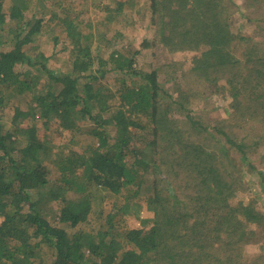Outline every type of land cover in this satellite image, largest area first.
I'll return each mask as SVG.
<instances>
[{
    "label": "trees",
    "instance_id": "obj_1",
    "mask_svg": "<svg viewBox=\"0 0 264 264\" xmlns=\"http://www.w3.org/2000/svg\"><path fill=\"white\" fill-rule=\"evenodd\" d=\"M161 1L150 0V8L155 12ZM188 1L159 15L162 42L184 50L207 44L195 71L206 83L226 79L236 101L253 105L246 120L258 127L264 122V43L252 42L232 58V50L249 39L234 38L226 1ZM243 1L246 18L264 23V0ZM64 2L0 0V264H240L244 247L255 241L249 226L264 223L251 207L248 217L242 214L248 219L244 228H229L235 207L243 210L236 195L248 190L244 142L226 125L215 128L225 140L221 152L198 142L199 132H212L189 115H169L167 107L178 102L163 91L159 71H137L134 58L121 52L95 56L92 35L74 34L71 23L68 70L37 61L32 44L54 26ZM48 8L51 17L43 22L39 17ZM21 65L27 66L23 72ZM110 72L124 77L114 89L103 83ZM17 97L38 112L45 133L87 134L92 148H64L41 137L38 126H22L29 114ZM10 107L8 126L3 117ZM235 110L239 114L240 107ZM233 150L240 152L237 161L230 159ZM259 177L264 191V174ZM96 192L103 197L99 204L126 200L106 215L103 234L86 226L95 214Z\"/></svg>",
    "mask_w": 264,
    "mask_h": 264
},
{
    "label": "rangeland",
    "instance_id": "obj_2",
    "mask_svg": "<svg viewBox=\"0 0 264 264\" xmlns=\"http://www.w3.org/2000/svg\"><path fill=\"white\" fill-rule=\"evenodd\" d=\"M124 1L127 2V0H66L63 4L64 7L56 11L57 21L54 26L46 29L43 32L45 34L39 35L40 37L32 44L33 50L30 55L36 57L37 61L45 62L44 59H46L50 69L67 71L72 45L66 34L70 32L68 25L71 23L74 34L80 32L83 35H92V50L95 56L107 59L116 52H121L124 57L134 58V68L137 71H159L158 81L162 85L163 91L168 94V98L178 102L167 107L169 115L175 119H184L189 115L195 122H199L198 128H205L212 132H199L201 135L197 139L198 142L203 141L204 145L215 147L217 151L221 152V148L225 146V140L221 134H216L218 131L216 132L215 128L221 129L222 125L232 128V136L238 141H243L248 152V159L241 165L245 172L243 173V182L248 190L237 193L239 195L238 197L236 195L234 203L239 201L237 204H242L243 210L240 212V209L235 207L231 213V220L229 219V228L231 231L244 228L248 219H242V214L244 212L246 217L248 208L251 211L252 207L255 212L264 216V191L259 177L260 172L264 174V122L258 123V127H255L254 124L251 125L246 120V111L248 112L253 105L246 102H244L245 105H241L240 100L236 101L230 93L226 79L206 83L201 78L203 74L195 71L198 60H202L204 54L209 51L207 44L199 45L196 49L184 50L183 48L178 49L179 45L162 42L163 37L159 33L158 27L159 15L179 10L182 5L185 6L191 1L163 0L155 12L150 8V0H135L132 7L124 5L120 7L118 3ZM225 1L227 6L226 24L232 28L234 38L246 36L249 39L246 45L240 43L230 53L232 58L238 59L242 49L248 48L252 42L264 43V23L250 22L246 18L248 9L243 0ZM40 4L39 8H43V2ZM46 4L51 5L49 2ZM39 8L33 9V14L38 12ZM50 8L53 11L54 8L51 6ZM51 9L48 8L47 12L42 14L39 19L46 22L51 17ZM5 13H9L7 4ZM56 36L61 37L54 38ZM26 68V65H21L18 70L23 72ZM121 78L124 79L123 74L110 72L106 74L103 83L108 88L114 89L121 85L118 81ZM249 93L245 92V100ZM17 98L19 102H22L21 110L29 114L28 116L22 113L28 117L20 123L22 126H38L41 137L49 140L54 138L64 148L86 152L92 148L94 139L87 134L78 135L70 131L61 133L62 130L45 133L38 112L33 111L25 103L26 98ZM168 98L167 100H169ZM165 104L168 105L169 102L167 101ZM235 107H240L239 114ZM255 107H258V104ZM13 115V108H8L4 114L3 122L9 126ZM240 118V122L235 121ZM230 153L232 154L230 159L239 160L240 152L233 150ZM252 165L256 171L252 169L253 167L250 168ZM241 185L243 184L241 183ZM100 195L99 192H96L94 196L95 214L86 226L100 229L103 234L107 229L106 215L114 213L116 210L114 207L123 204L126 200L123 197L122 200L112 197L104 199L99 204L103 198ZM132 205L131 202L130 206L133 207ZM100 212H102V217L98 215ZM2 222L3 219L0 218V224ZM131 226H135V224ZM249 229L247 233L252 234L255 241L244 247L240 264H264V257H259L264 256L262 248V244L264 245V223L251 225Z\"/></svg>",
    "mask_w": 264,
    "mask_h": 264
}]
</instances>
